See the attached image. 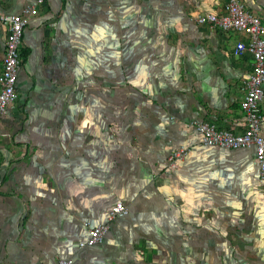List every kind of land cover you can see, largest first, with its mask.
<instances>
[{"label":"crops","instance_id":"0c3cea01","mask_svg":"<svg viewBox=\"0 0 264 264\" xmlns=\"http://www.w3.org/2000/svg\"><path fill=\"white\" fill-rule=\"evenodd\" d=\"M264 24V0H239ZM32 0H0V15ZM225 0H44L24 29L18 99L0 120V264H264L254 150L200 143L244 130L245 38L189 19ZM6 26L0 23V70ZM260 134L264 138V97ZM190 149L176 169L168 156ZM129 214L84 250L83 223Z\"/></svg>","mask_w":264,"mask_h":264},{"label":"built area","instance_id":"2783aa9c","mask_svg":"<svg viewBox=\"0 0 264 264\" xmlns=\"http://www.w3.org/2000/svg\"><path fill=\"white\" fill-rule=\"evenodd\" d=\"M43 4L44 0H32L18 14L0 15V23L6 26L7 30L0 70V120L8 114L11 106L18 99L17 81L22 63L23 32ZM189 20L200 26L207 25L245 38L238 41L233 49L235 57L249 54L252 58L251 71L245 83V92L240 104L244 116V130L233 134L218 130L207 123H197L195 128L200 135V143L205 147L233 151L253 149L258 178L264 182V138L260 134L263 120L260 104L264 97V24L250 15L239 0H225L224 13L221 15L197 14ZM189 152V148L182 146L173 149L167 159L168 167L176 169ZM128 214L129 209L118 202L109 208L103 223L92 226L89 222H84L83 226L88 231V237L78 243V249L84 250L102 244L111 226ZM55 264H73V259L58 260Z\"/></svg>","mask_w":264,"mask_h":264},{"label":"rangeland","instance_id":"374dc122","mask_svg":"<svg viewBox=\"0 0 264 264\" xmlns=\"http://www.w3.org/2000/svg\"><path fill=\"white\" fill-rule=\"evenodd\" d=\"M15 104H16V102L11 106L10 111L12 110V108H14Z\"/></svg>","mask_w":264,"mask_h":264}]
</instances>
